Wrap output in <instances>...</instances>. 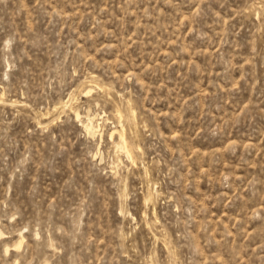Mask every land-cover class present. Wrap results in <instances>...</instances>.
I'll return each mask as SVG.
<instances>
[{
  "label": "rangeland",
  "instance_id": "374dc122",
  "mask_svg": "<svg viewBox=\"0 0 264 264\" xmlns=\"http://www.w3.org/2000/svg\"><path fill=\"white\" fill-rule=\"evenodd\" d=\"M0 264H264V0H0Z\"/></svg>",
  "mask_w": 264,
  "mask_h": 264
},
{
  "label": "bare ground",
  "instance_id": "6f19581e",
  "mask_svg": "<svg viewBox=\"0 0 264 264\" xmlns=\"http://www.w3.org/2000/svg\"><path fill=\"white\" fill-rule=\"evenodd\" d=\"M78 115V114H77ZM119 117V116H118ZM130 117H128V119H129ZM120 119V118H119ZM131 119V118H130ZM87 129V128H86ZM90 130H91V128H90ZM93 130V129H92ZM91 130V131H92ZM89 131V130H88ZM90 132V131H89ZM94 132V131H93ZM119 133H121V132H119ZM119 135V134H118ZM119 137H120V141H121V143H120V145H121V150H125L128 154L130 153L129 152V150H128V148H127V145H126V142H125V138H124V135H119ZM130 156V155H129Z\"/></svg>",
  "mask_w": 264,
  "mask_h": 264
}]
</instances>
